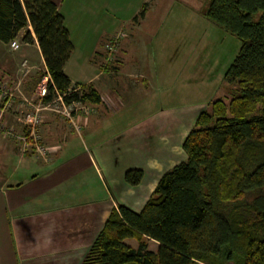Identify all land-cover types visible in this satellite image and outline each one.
I'll list each match as a JSON object with an SVG mask.
<instances>
[{
  "label": "trees",
  "instance_id": "16d2710c",
  "mask_svg": "<svg viewBox=\"0 0 264 264\" xmlns=\"http://www.w3.org/2000/svg\"><path fill=\"white\" fill-rule=\"evenodd\" d=\"M204 15L240 42L223 74L226 99L198 113L182 143L186 159L163 172L140 211L112 209L79 264H264V0H209ZM21 30L22 41L37 42L49 75L43 101H101L64 72L73 44L56 3L0 0V41ZM44 75H32L29 90ZM141 177L137 168L124 174L132 185Z\"/></svg>",
  "mask_w": 264,
  "mask_h": 264
},
{
  "label": "rangeland",
  "instance_id": "374dc122",
  "mask_svg": "<svg viewBox=\"0 0 264 264\" xmlns=\"http://www.w3.org/2000/svg\"><path fill=\"white\" fill-rule=\"evenodd\" d=\"M208 1L61 0L58 4L61 11L66 13L68 27L73 30L71 35L73 42L76 43V50L70 67L73 75L79 78H82L84 73L90 75L99 70L100 64L93 63L95 65L90 66L85 63L86 61L83 62L92 47L102 48L105 45L102 50L111 61L107 67L112 72V64L117 61L115 57L120 58V52L117 53L121 46L119 39L125 36V32H131L128 21L132 14L142 8L147 12L145 21L141 23L140 28L132 34L129 33L128 37L131 39L122 38L125 41L127 53L123 56V64L118 72L119 85L109 82V78L106 79L111 83V88L107 86L109 83L97 84L94 81L93 84L103 95L105 102L102 103L105 104L101 103L99 109L104 115L107 113L104 110L105 105L107 109L110 107L119 109L120 107L118 111L122 112V106L129 107L131 104L132 100L129 95H138L136 91L140 92L138 88L134 90V95L133 93L129 94L130 90L126 89V86L129 83L134 86V83L131 79L127 80L128 73L131 72L130 76L140 75L138 78L140 80H143V73L149 80L147 104L152 112L150 111L146 115H134L129 125L135 124L134 122H138L144 115L149 119L141 127L130 126L128 130H121L115 126L120 124V121L127 120L126 118L118 119V117H125L124 113L111 114L109 112L106 115L107 119L102 121L104 124L106 121V124L102 125L104 130L98 128L97 125L93 126L92 132L89 129L83 130L84 136H89V133H92L97 140H102L96 148H90L94 153H97L98 149H107V151L109 149V152L112 153L113 149L119 148L110 164L108 163V165H114L112 169L115 178L117 176L124 178L126 170L137 168L142 170V177L139 181L142 182V186L146 182L147 186L152 181L157 183L163 172L186 159L182 143L185 136L194 127L198 113L209 108L211 100L226 99L229 85L224 82L223 74L237 53L240 42L238 38L204 15ZM113 28L116 29L117 34L105 43L103 41L105 35L111 33ZM23 33L24 30L19 32L15 42L3 43L0 41V74L4 77L11 75L14 78V75H25L29 72V65L24 59L22 60L23 56L33 57L32 61L35 64L32 66L33 71L41 70L46 74L41 69L38 48L33 43H25V45L21 43ZM22 47L27 49L24 54L21 52ZM95 57L97 60L99 59L97 56ZM131 59L133 62L135 61L134 65L130 64ZM41 80H43V76L39 82ZM56 98V95L53 96L51 98L53 101L49 106L46 105L44 110L54 109L59 115L67 118V111L60 103L61 100ZM75 104L79 106L78 108H80V104L85 107L92 106L80 102ZM82 110L80 108L75 111ZM116 131L120 132L115 134ZM110 134L113 135V138H106ZM123 137L124 139H121ZM24 148L29 149L31 146H24ZM44 150L46 151L47 148L44 147ZM44 150L40 152L41 155L44 154ZM165 158L167 159L164 160ZM157 169H163V172H158ZM116 187L112 190L114 195ZM121 204L124 203L121 202ZM143 206H136L137 208L135 207L133 210L140 211ZM126 243L136 247L138 240L129 238ZM147 245L150 250H157L158 243L153 239H147Z\"/></svg>",
  "mask_w": 264,
  "mask_h": 264
},
{
  "label": "crops",
  "instance_id": "0c3cea01",
  "mask_svg": "<svg viewBox=\"0 0 264 264\" xmlns=\"http://www.w3.org/2000/svg\"><path fill=\"white\" fill-rule=\"evenodd\" d=\"M52 1L57 6L61 2V0ZM59 10L61 11L60 8ZM138 12L133 13L128 21L131 32H125V36L119 39L121 46L117 53L120 52V58L115 57L117 61L112 64L114 72H110L111 69L107 67L111 61L102 50L105 45L102 48L88 47L90 49L83 62L86 61L85 63L90 66L100 64L99 70L90 75L84 73L83 77L79 78L73 75L70 67L76 50V43L73 42L71 35L73 30L67 25L66 13L61 11L73 44L72 52L64 64V72L72 83L91 84L93 88H95L94 81L97 84L115 82L119 85L118 72L123 64V56L127 53L122 38L136 32L147 15V12H144V15L139 17ZM115 30L113 28L111 33L105 35L103 39L105 43L117 34ZM18 34L8 43L17 41ZM21 43L25 45L26 42L21 41ZM33 45L38 48L41 69L46 72L37 42L34 41ZM127 48L129 49V46ZM25 51H27L26 47H22L21 52L24 54ZM95 56L99 59L97 60ZM28 57H22V60L24 59L29 65L27 74L14 75V78L11 75L4 77L0 74V82L14 89L15 93L11 98L0 99V121L11 127L15 134L26 133L25 124L19 120L20 111L26 106L24 102L26 98L33 101L36 98L35 104H46L42 98L37 99L34 95L35 87L31 91L26 85L30 77L38 72L32 70V66H35L33 57ZM130 64L134 65L135 61L131 59ZM130 74L131 72L128 73L127 80L131 79L134 86L129 83L126 89L130 90L129 94L138 88L140 92L136 91L138 95L134 93V96L129 95L131 104L129 107L122 106V112L118 111L120 107L107 109L105 105L104 110L107 113L104 115L99 108L105 101L96 88L101 101L85 102L92 105L91 108L95 111L89 113L74 111L71 117L65 118L54 109L44 110L36 130L38 143L47 148L43 155L36 149L35 143L30 141L24 145L16 137L0 133V264H79L104 221L118 203L122 202L133 209L136 206H143L151 195L156 185L155 181L148 183V186L146 182L142 186V182L132 185L122 176L115 178L112 169L114 165L108 163L110 164L119 148L113 149L112 153L109 149L108 151L98 149L97 153H94L90 148H96L102 140H97L92 133H89V136L87 134L84 136L83 133L84 129L92 132L95 125L102 129V125L106 124V121L105 124L102 121L107 119L106 115L109 112L124 113L125 117L118 119L127 120L124 122L122 120L115 126L121 130H128L130 126L141 127L149 119L144 117L151 111L147 104L149 80L143 73V80L138 79L140 75L130 76ZM106 78H109V82ZM110 84L107 85L109 88L112 87ZM62 106L67 111V106L64 104ZM136 114L145 115L138 122H134L135 124L129 125ZM130 116L131 119H128ZM73 123L79 125L80 129L76 130ZM119 132L116 131L115 134ZM112 136L110 134L106 138H113ZM24 146L31 148L25 149ZM162 170L158 172L162 173ZM115 187L114 195L112 190Z\"/></svg>",
  "mask_w": 264,
  "mask_h": 264
},
{
  "label": "built area",
  "instance_id": "2783aa9c",
  "mask_svg": "<svg viewBox=\"0 0 264 264\" xmlns=\"http://www.w3.org/2000/svg\"><path fill=\"white\" fill-rule=\"evenodd\" d=\"M48 74V73H46ZM49 80V75L43 76V80H41V82H39L36 86V90H34V93L38 97L42 98L47 94V82ZM14 89H12L11 87L7 86L6 84H4L3 82H0V99H6V98H11L14 95ZM34 94V95H35ZM57 98L61 100V103H63L62 98L60 95H57ZM25 109H23V111H20V115H19V120L25 124L26 126V133H20V134H15L14 130L11 127H8L4 122L0 121V133L6 135V136H14L17 139H19V141L24 144L27 145L30 141L35 143L36 145V149L40 152H43L42 150H44V147L41 146L38 143V135H37V127L41 122L42 119V112L44 111V107L47 105L49 106L51 104V100L49 102H46V104H42V103H37L35 104V102L32 99H25ZM77 103V102H75ZM75 103L72 104V108H70L69 106H67V115L68 117H71V115H73L71 112L75 111L76 109H80L84 112V113H89L94 111L91 106L89 107H85L82 106L83 104H80V108H78L79 106H77ZM87 105V104H86ZM27 107V108H26ZM88 108V109H87ZM74 127L76 130L80 129V126L77 124H74Z\"/></svg>",
  "mask_w": 264,
  "mask_h": 264
}]
</instances>
